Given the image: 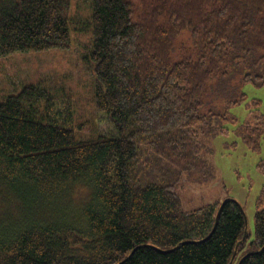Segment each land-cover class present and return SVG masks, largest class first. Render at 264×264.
Wrapping results in <instances>:
<instances>
[{"label":"trees","instance_id":"obj_1","mask_svg":"<svg viewBox=\"0 0 264 264\" xmlns=\"http://www.w3.org/2000/svg\"><path fill=\"white\" fill-rule=\"evenodd\" d=\"M74 1L0 0V58L91 31L95 109L112 130L78 140L42 82L0 102V264H230L236 252L233 264H264V186L249 244L236 202L213 232L221 202L186 212L176 193L208 174L202 138L229 120L203 114L207 99L242 64L241 81L264 85V0H90V20ZM239 133L260 149L259 108Z\"/></svg>","mask_w":264,"mask_h":264},{"label":"rangeland","instance_id":"obj_2","mask_svg":"<svg viewBox=\"0 0 264 264\" xmlns=\"http://www.w3.org/2000/svg\"><path fill=\"white\" fill-rule=\"evenodd\" d=\"M91 1L76 0L72 4L73 17L91 18ZM183 35L179 45L186 44ZM93 50L92 32L72 31L69 49H52L42 52L15 53L0 58V102L15 95L29 84L42 82L56 96L59 111L69 114L76 138L80 141L95 139L100 132L112 130L109 122L95 109L94 64L89 59ZM228 87L222 88V97H209L203 114H227L226 122L214 121L215 127H223V132L202 138L206 146L205 160L208 174L199 179L184 178L176 189L182 201L183 210L192 212L201 207L231 199L243 208L250 234L248 244L255 235L256 201L264 186V173L258 169L264 159V135L260 149L254 150L239 133V129L252 117L256 108L264 116V85L243 82L241 77L252 72L249 65L237 67ZM244 100L232 104V100ZM216 98V99H215ZM235 99V100H234ZM256 103L259 106L255 105ZM65 109H67L65 111Z\"/></svg>","mask_w":264,"mask_h":264},{"label":"water","instance_id":"obj_3","mask_svg":"<svg viewBox=\"0 0 264 264\" xmlns=\"http://www.w3.org/2000/svg\"><path fill=\"white\" fill-rule=\"evenodd\" d=\"M231 201L236 202V201L231 200V199H226V200H224V201L221 203V206H220V208H219V211H218V214H217V217H216V225H215V228H214L213 232H214L215 229L217 228V225H218V222H219V219H220V216H221V214H222V211H223L224 207L226 206L227 203H229V202H231ZM236 203L240 206L241 211L245 214L244 209L242 208V206H241L238 202H236ZM245 220H246V231H245V235H244V238H243L244 241L246 240V237L249 235L248 230H247V219H246V215H245ZM213 232H212V233H213ZM211 235H212V234H211ZM176 249H177V248H176ZM236 256H237V252L234 254V256H233L232 261L230 262V264H233V263H234V260H235ZM245 257H246V256H245ZM245 257L242 258V259L240 260L239 264H242V262L244 261Z\"/></svg>","mask_w":264,"mask_h":264}]
</instances>
